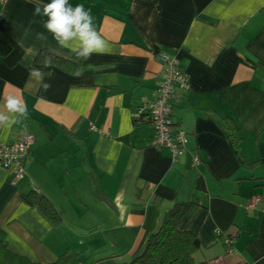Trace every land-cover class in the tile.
I'll use <instances>...</instances> for the list:
<instances>
[{
  "label": "crops",
  "instance_id": "0c3cea01",
  "mask_svg": "<svg viewBox=\"0 0 264 264\" xmlns=\"http://www.w3.org/2000/svg\"><path fill=\"white\" fill-rule=\"evenodd\" d=\"M50 3L0 5V114L8 117L0 147L22 135L34 142L22 180L12 184L0 169L8 250L34 264L66 252L77 264H128L175 205L193 202L180 230L203 246L196 264H264V215L244 212L251 198L264 209V0H67L90 12L108 50L88 59L45 27ZM66 43L76 47L79 38ZM40 52L78 72L36 66ZM161 54L178 60L187 82L172 105L173 123L186 134L174 161L152 147L144 110L162 76ZM9 96L26 104V119L8 112ZM12 119L20 122L6 128ZM228 136L240 140L238 154ZM30 196L48 202L60 221L26 205Z\"/></svg>",
  "mask_w": 264,
  "mask_h": 264
},
{
  "label": "trees",
  "instance_id": "16d2710c",
  "mask_svg": "<svg viewBox=\"0 0 264 264\" xmlns=\"http://www.w3.org/2000/svg\"><path fill=\"white\" fill-rule=\"evenodd\" d=\"M34 64L44 69L54 68L68 75H75L78 72V68L73 63L55 58L45 52H40L36 56ZM233 137L228 136L231 139L230 145L232 151L238 154L240 140L235 136ZM33 196L25 198L24 203L28 206H37L47 220L55 224L58 223L60 221L59 214L47 204L48 202L44 204L42 198ZM193 205V202L175 205L167 213L163 223L149 237L140 254L128 264H196L193 256L203 246L196 236L185 230H180L182 220L193 208ZM77 259V255L66 252L52 264H77ZM0 264L34 263L12 254L8 250L5 234L0 231Z\"/></svg>",
  "mask_w": 264,
  "mask_h": 264
},
{
  "label": "built area",
  "instance_id": "2783aa9c",
  "mask_svg": "<svg viewBox=\"0 0 264 264\" xmlns=\"http://www.w3.org/2000/svg\"><path fill=\"white\" fill-rule=\"evenodd\" d=\"M5 0H0V5ZM157 60L163 66V72L157 87V92L146 110L147 122L152 127L154 138L152 147L157 150L168 151L171 159L177 160L182 156L186 145V134L180 130L172 119V105L177 102L180 91L187 89V82L183 70L176 58L161 54ZM33 139L22 135L11 146L0 147V169L7 172L13 179L12 184L22 180L24 163L28 158ZM199 166L197 160L191 161V167ZM259 201L251 198L244 206V212L251 216L256 212L264 215V209L258 211ZM218 237V233L216 234ZM224 245L229 247L231 240L226 238Z\"/></svg>",
  "mask_w": 264,
  "mask_h": 264
},
{
  "label": "clouds",
  "instance_id": "9594fccd",
  "mask_svg": "<svg viewBox=\"0 0 264 264\" xmlns=\"http://www.w3.org/2000/svg\"><path fill=\"white\" fill-rule=\"evenodd\" d=\"M67 0H51V3L44 6L43 15L49 17L45 27L52 33L53 38L59 42L61 47H67L72 51H75L79 57L83 59L90 58V53H105L104 41L100 36L92 29L90 12L83 11V5H77L73 10L70 6L66 7ZM35 14H40V9L37 7ZM72 37L79 38V44L76 47L68 45L66 42ZM77 48L80 51L77 52ZM31 75L37 77L41 76L38 70H34ZM51 85H43V89L47 91ZM6 108L8 112L20 113L24 119L27 118V106L23 104L17 98L9 96L6 99ZM8 120V117L0 114V122ZM17 119L10 120L5 127L10 128L13 124L19 123Z\"/></svg>",
  "mask_w": 264,
  "mask_h": 264
}]
</instances>
